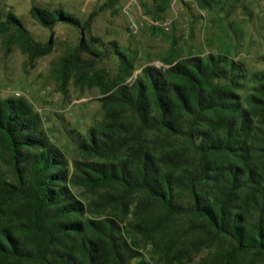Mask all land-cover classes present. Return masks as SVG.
<instances>
[{
	"label": "trees",
	"instance_id": "trees-1",
	"mask_svg": "<svg viewBox=\"0 0 264 264\" xmlns=\"http://www.w3.org/2000/svg\"><path fill=\"white\" fill-rule=\"evenodd\" d=\"M30 11L50 40H34L8 10L5 44L34 58L52 51L59 22L78 27L80 43L54 76L63 89L71 78L97 86L105 119L70 163L27 99L0 98V264H264V70L242 94L247 73L234 57L179 56L145 66L128 85L127 59L109 80L82 57L86 33L101 41L92 34L98 10L86 20L35 4Z\"/></svg>",
	"mask_w": 264,
	"mask_h": 264
},
{
	"label": "rangeland",
	"instance_id": "rangeland-1",
	"mask_svg": "<svg viewBox=\"0 0 264 264\" xmlns=\"http://www.w3.org/2000/svg\"><path fill=\"white\" fill-rule=\"evenodd\" d=\"M208 2L203 6L198 0H164L161 5L155 0H0V19L12 10L34 40L46 43L52 30L31 14L33 4L61 9L82 20L96 9L92 34L101 41H91L86 33L82 57L94 58L95 68L103 70L109 80L119 78L125 59L131 63V73L124 83L130 85L147 65L165 68L168 59L174 61L179 56L227 54L242 62L246 70L240 89L245 94L254 86L251 73L264 70V0ZM81 38L78 27L59 22L54 28L52 51L31 58L17 42L5 44L0 35V98L27 99L39 113L50 140L64 149L70 163L80 157L79 140L105 119L104 94L97 86L77 85L71 78L63 89L54 76L61 58L77 47ZM97 51L102 55H96ZM75 192L86 201L92 197L83 194L82 188H75ZM144 252L151 258L152 245ZM207 254L208 249H202L194 261Z\"/></svg>",
	"mask_w": 264,
	"mask_h": 264
}]
</instances>
